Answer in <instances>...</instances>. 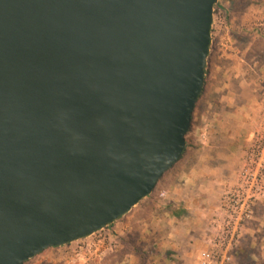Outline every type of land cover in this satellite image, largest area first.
Segmentation results:
<instances>
[{
  "label": "water",
  "instance_id": "water-1",
  "mask_svg": "<svg viewBox=\"0 0 264 264\" xmlns=\"http://www.w3.org/2000/svg\"><path fill=\"white\" fill-rule=\"evenodd\" d=\"M219 0H0V264L86 239L182 158Z\"/></svg>",
  "mask_w": 264,
  "mask_h": 264
},
{
  "label": "rangeland",
  "instance_id": "rangeland-1",
  "mask_svg": "<svg viewBox=\"0 0 264 264\" xmlns=\"http://www.w3.org/2000/svg\"><path fill=\"white\" fill-rule=\"evenodd\" d=\"M219 6V8H218ZM264 0H219L204 92L182 160L127 216L89 238L49 248L25 264H201L203 237L237 184L264 129ZM178 215V216H177ZM264 264V199L235 250ZM208 264H221L211 262Z\"/></svg>",
  "mask_w": 264,
  "mask_h": 264
},
{
  "label": "built area",
  "instance_id": "built-area-1",
  "mask_svg": "<svg viewBox=\"0 0 264 264\" xmlns=\"http://www.w3.org/2000/svg\"><path fill=\"white\" fill-rule=\"evenodd\" d=\"M257 140L255 155L244 160L237 184L224 193L219 212L207 226L203 237L206 249L199 257L201 264L230 261L242 230L252 220L256 205L264 199V129Z\"/></svg>",
  "mask_w": 264,
  "mask_h": 264
},
{
  "label": "trees",
  "instance_id": "trees-1",
  "mask_svg": "<svg viewBox=\"0 0 264 264\" xmlns=\"http://www.w3.org/2000/svg\"><path fill=\"white\" fill-rule=\"evenodd\" d=\"M218 8H219V6H218ZM205 75H207V72H205ZM200 100V99H199ZM198 100V101H199ZM198 103V102H197ZM197 105V104H196ZM196 108V107H195ZM193 119V118H192ZM188 147V144H187V146H186V148ZM185 152H186V149H185V151H184V153H183V155H182V158H183V156H184V154H185ZM182 158L180 159V161L182 160ZM179 161V162H180ZM178 162V163H179ZM177 163V164H178ZM176 164V165H177ZM175 165V166H176ZM175 166L173 167V168H171L169 171H167L164 175H163V177L167 174V173H169L171 170H173L174 168H175ZM162 177V178H163ZM162 178L160 179V181L162 180ZM159 181V182H160ZM158 182V183H159ZM151 196V195H150ZM150 196H148L147 198H149ZM178 216V215H177ZM110 226H112V225H110ZM109 226V227H110ZM251 250H250V248H249V246H246V248L245 247H240L239 249L237 248L236 250H235V253H234V257H236V258H239V260H240V264H257L256 263V261L251 257Z\"/></svg>",
  "mask_w": 264,
  "mask_h": 264
},
{
  "label": "crops",
  "instance_id": "crops-1",
  "mask_svg": "<svg viewBox=\"0 0 264 264\" xmlns=\"http://www.w3.org/2000/svg\"><path fill=\"white\" fill-rule=\"evenodd\" d=\"M263 263H264V259H263Z\"/></svg>",
  "mask_w": 264,
  "mask_h": 264
}]
</instances>
